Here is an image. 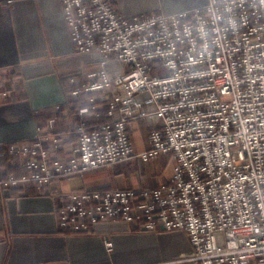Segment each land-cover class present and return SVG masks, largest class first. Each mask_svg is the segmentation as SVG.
I'll return each mask as SVG.
<instances>
[{
	"label": "built area",
	"instance_id": "obj_1",
	"mask_svg": "<svg viewBox=\"0 0 264 264\" xmlns=\"http://www.w3.org/2000/svg\"><path fill=\"white\" fill-rule=\"evenodd\" d=\"M60 2L74 53L92 65L71 77L72 94L104 99L108 120L90 125L78 105L76 142L65 157L55 155L60 138L37 132L11 146L28 174L0 183L61 198L64 231L119 217L139 231L184 232L193 264H264V0H207L133 16L113 0ZM115 63L119 69H108ZM138 119L149 144L136 152L129 125ZM165 153L172 175L150 188L53 190L59 176Z\"/></svg>",
	"mask_w": 264,
	"mask_h": 264
},
{
	"label": "crops",
	"instance_id": "obj_2",
	"mask_svg": "<svg viewBox=\"0 0 264 264\" xmlns=\"http://www.w3.org/2000/svg\"><path fill=\"white\" fill-rule=\"evenodd\" d=\"M206 2L113 0L124 16L172 14ZM62 7L60 0H0V182L29 172L23 156L11 149L12 145L31 141L37 132L52 133L62 141L55 155L63 159L69 145L76 142L78 117L68 114V107L56 114L54 108L79 94H72L76 85L71 77L92 65L74 53ZM119 68L117 63L108 67ZM79 96L84 99L77 106L82 105L88 123H99L91 113L103 108L107 112L105 100L95 104L100 98L93 92ZM54 115L57 121L52 129L49 121ZM129 126L134 151L147 149L146 122L133 120ZM173 163L171 153L148 162L131 157L114 167L56 177L53 190L67 196L83 191L150 188L171 177ZM61 202L48 193L38 194L34 187L0 183V264H193V247L182 231H139L118 217L99 221L88 232H67L58 226L56 208ZM107 241L112 244L110 249L105 246Z\"/></svg>",
	"mask_w": 264,
	"mask_h": 264
},
{
	"label": "trees",
	"instance_id": "obj_3",
	"mask_svg": "<svg viewBox=\"0 0 264 264\" xmlns=\"http://www.w3.org/2000/svg\"><path fill=\"white\" fill-rule=\"evenodd\" d=\"M90 93L86 94V96H89ZM84 99V96H79V94L77 96H75L74 98H71L67 103H65L64 105L61 106V108L65 109L66 107L69 108V110L67 111L68 114H75L76 110H77V102L79 100H83ZM102 102V100H98V99H95L94 103L95 104H100ZM98 113V116H97V120L99 121V123H102V122H105L108 120V117H107V112H105V109H100V111L97 112ZM38 117V115H37ZM46 117L49 118L50 117V114H46ZM97 123V124H99ZM42 128V127H41ZM67 232H71V231H67Z\"/></svg>",
	"mask_w": 264,
	"mask_h": 264
},
{
	"label": "rangeland",
	"instance_id": "obj_4",
	"mask_svg": "<svg viewBox=\"0 0 264 264\" xmlns=\"http://www.w3.org/2000/svg\"><path fill=\"white\" fill-rule=\"evenodd\" d=\"M108 168H110V167H108ZM162 174V173H161Z\"/></svg>",
	"mask_w": 264,
	"mask_h": 264
}]
</instances>
